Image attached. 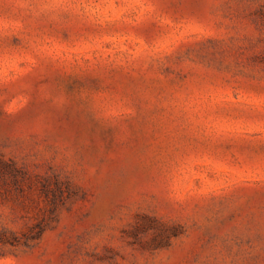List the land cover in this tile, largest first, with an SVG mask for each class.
I'll use <instances>...</instances> for the list:
<instances>
[{"label":"rangeland","instance_id":"obj_1","mask_svg":"<svg viewBox=\"0 0 264 264\" xmlns=\"http://www.w3.org/2000/svg\"><path fill=\"white\" fill-rule=\"evenodd\" d=\"M0 264H264V0H0Z\"/></svg>","mask_w":264,"mask_h":264}]
</instances>
